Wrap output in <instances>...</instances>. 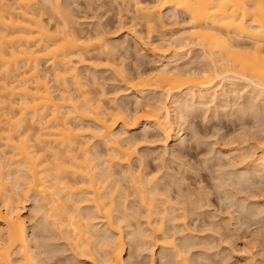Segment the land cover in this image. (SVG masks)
<instances>
[{"label": "bare ground", "instance_id": "obj_1", "mask_svg": "<svg viewBox=\"0 0 264 264\" xmlns=\"http://www.w3.org/2000/svg\"><path fill=\"white\" fill-rule=\"evenodd\" d=\"M11 1L0 0V206L5 210L4 215L0 212L3 226L0 231V264H42L32 250L26 221L16 205L21 203L19 190L38 195L41 212H46L44 218L47 217L50 225L60 230L74 245V250L86 255L88 260L94 264H98V259L103 264H128L124 260L126 247L123 240V229L127 226L122 225L126 224L129 214L126 209L118 210L116 206L117 197L114 196L121 193V188L111 185L115 174L110 165H131L136 143L132 144L128 134L140 126L155 127L158 137H165L167 143L171 139L180 141L184 136L181 126L189 112V106L180 101L183 94L193 101L200 99L214 103L226 90H241L264 100V0H134L135 12L148 33L156 30L160 23L163 25L161 15L167 9L175 12L171 14L175 20L180 16L186 22L180 37L173 35L171 39L162 40V45L152 46L150 53L153 57L159 58L173 51V59H192L193 50L197 48L203 61L208 62L202 70H182L162 63L160 70L148 74L142 73V68L138 69L136 61L135 68L137 66L140 72L137 77L132 76L134 79L125 74V67H118L125 65L124 59L121 65V57L115 60V48L104 38L103 30L97 31V27L94 33L84 36L85 33L77 32L76 26L77 31L73 28L71 5L63 7V0H42L43 4L39 0ZM175 20L173 27L181 25L178 19ZM118 23L119 31L125 28L123 21ZM137 37L136 44L146 49L148 44L145 46L142 36L141 39ZM245 39L249 42H243ZM102 58H107L106 63L109 59L119 65L116 66L115 62L113 66L110 61L102 65ZM111 63L112 72L121 69L123 81L141 98L147 90L160 92L162 98L156 103H146L134 113L129 112L127 106L112 104V107V100H108L102 88V93H96L97 98H91L95 88L91 89L93 92L87 90L92 88V83L98 90L97 77L90 75L91 85L87 86L80 69L87 67L98 71L104 66L111 69ZM43 67L53 71L52 82L56 87L51 85L50 71ZM89 74H85L86 77ZM172 106L178 113L176 119L180 126L176 135ZM84 121L93 125L86 127ZM119 124H123V129L116 132ZM94 140L105 145L108 157L93 147ZM2 149L9 151L3 155L5 151ZM257 160L260 163L253 166L254 171L264 169V149ZM131 170V174L134 172L131 178L135 184L133 187H138V193L154 195L157 192L156 176L146 177L142 170L145 180L141 170H136L137 173ZM148 201L145 197L141 199V204H147L151 232L140 235L142 240L160 234L163 238L161 245L176 251L180 264H191L177 250L173 235H165V223L172 214L174 216V208L157 212L154 199ZM82 203L90 207L86 214H82L79 206ZM116 213L119 217L115 216ZM158 215H161L160 221L156 222ZM100 222L108 227L98 229L97 223ZM17 249L20 260L14 262L12 255Z\"/></svg>", "mask_w": 264, "mask_h": 264}, {"label": "rangeland", "instance_id": "obj_2", "mask_svg": "<svg viewBox=\"0 0 264 264\" xmlns=\"http://www.w3.org/2000/svg\"><path fill=\"white\" fill-rule=\"evenodd\" d=\"M142 1L146 2L147 0ZM151 1L148 0L147 2ZM39 2H41L40 4L44 3L42 0H39ZM133 2L134 0H63L62 3L63 7L69 8L72 6L69 8L72 14L70 16L74 20L73 28L76 31L78 29L77 32H82L83 35L85 33L84 36H86L89 32L90 34H92V31L94 33L97 27H99L97 31L101 29L102 32H105L104 38L115 48V60L118 61L121 57L120 65L121 60L124 59L123 62H125V65L123 64L124 66L121 65L120 67L119 64L117 65L119 62L115 61L116 66L121 69L125 67V74H128V77L131 75L130 78L132 76L137 77L140 70L142 73H154L161 69L162 63H167L172 68L178 67L182 70H202L207 67L208 62L203 61L202 54L197 48L193 50L192 59L176 60V57L174 60L173 51H169L165 56L160 55L162 58L153 57L150 53L152 46H155V44L162 45V40L171 39L173 35L174 37H180L186 22L180 16H177L176 20L178 19L177 21L181 25L173 27L174 23L172 22H174L175 17L172 16L175 12L171 11L172 9H167L161 15L163 25L160 23L157 26V31L153 29L154 31L148 33L149 30L144 27V22L138 18L139 15L135 12L136 8ZM47 15L46 17H49ZM135 15L137 16L135 17ZM46 17H43L44 20L48 19ZM134 17L135 22L133 21ZM172 19L173 21H171ZM121 20L126 26L119 31L118 22H122ZM132 21L134 25L141 26H137L138 28L131 27L134 26ZM140 21L143 23H139ZM138 32H140L139 37H137ZM135 37L142 38L145 46L146 44L149 46L147 45L146 49H143L136 44ZM243 42L248 43L249 40L245 39ZM128 52L130 57L127 55ZM109 61L108 59V63L112 62ZM136 61L137 66H139L138 69L142 68L143 70H138L137 66L135 68ZM106 62L107 58L106 60L102 58V65L108 64ZM115 62H112L113 66ZM112 63L110 64L111 69L104 66L105 70L104 68L98 71L90 67L89 70L87 67L79 68L83 79L85 76L86 81L83 82L87 83L85 85H91L90 80H92L93 74L97 77L95 79L98 83L96 85L99 86V88L97 87L98 90H96V86L93 87V83L92 88L87 90L95 88L96 91L91 90L94 93V96L91 94V98H97L102 88L104 93H107L108 100H112V102L110 101L111 106L112 104L113 106L116 104L117 107L127 106L130 108V110L127 108L129 112L132 111L133 113L136 109H142L146 103H156L162 98L160 92H153V90H147L141 98L137 91L131 90L129 84L123 81L125 78L121 76V74L123 75V73H120L121 69L116 67L119 71L113 68L116 72H112ZM43 69L51 72L49 74L50 72L47 71L49 72V78L51 77V85L56 87V84L52 82L54 76L52 75L53 71L50 70L51 68L43 67ZM85 74H89L88 77ZM129 90L131 93H129ZM91 91L89 93H92ZM224 92L218 95L216 99L218 102L215 101L214 103H209L206 100L203 102L200 99L193 101L183 94L180 101L189 106V112L185 124L181 126L184 136L180 141L171 139L167 143L165 137L161 135L158 137L159 133L157 134L155 127L150 125L147 128L140 126L128 134L129 138L132 139V144L136 143L134 145L136 154L132 159L133 161H131V165L121 164L119 166L118 163L114 166H112L113 164L110 165L111 169L113 168L111 172L115 174L111 178V185L113 188L116 185L121 188L119 189L121 193L114 196L115 199L117 197L116 206L118 210L123 211L126 209L125 211L129 214L126 224L123 223L122 225L123 227L124 225L127 226L123 229V240L126 247L124 260L126 263L180 264L176 251L174 252L173 249L161 245L163 238L160 234L151 237V239L149 238L150 240H142V234H150L151 232L150 226H148V211L145 208L147 204H141L142 197H145L149 199L148 202L152 198L154 199L157 212L166 208H174V216L172 214L170 219L176 218V220L171 221L169 219L166 221L165 235H173L177 250L181 251L191 264H264V169L254 171L253 168V166L260 163L257 159L264 149V100L251 94L249 96L247 91L239 90L237 93L226 90ZM106 103L110 105L108 101ZM171 109L176 135L180 129L176 119L178 113L174 106ZM91 124L90 121H84L83 123L85 126ZM122 129L123 124H119L116 132ZM146 133L151 136H146ZM144 135L146 138H144ZM87 139H89V136H87ZM31 142L33 143V140ZM1 143L0 145H2ZM92 143L95 144L93 147L97 148L96 150H100H98L100 153L107 152L103 147L105 145L99 140H94ZM1 151L4 152L5 150L2 149ZM6 151L3 155L8 153ZM105 155L108 154L105 153ZM131 169L135 173L138 169L139 172L144 170L146 175L142 171L143 174L141 175L143 177L144 175L146 177L147 175L156 176L158 184L155 185L157 187H155L157 189L156 194L138 193L137 190L140 192L138 187L137 189L133 187L135 184L131 178H133L134 172L132 175L129 171ZM146 177H144L145 180ZM147 186L146 189L148 190ZM155 188L153 187V189ZM19 191L21 192L17 197L21 203L17 201L18 204L16 205L26 221L27 234L31 240L32 250L36 257L40 258L42 264H94L88 260L86 255L74 250V245L66 240L64 234L50 225L51 223L48 222L47 217L44 218L46 212L45 210V213L41 212L43 211L40 207L42 203L39 198L37 199V194ZM36 206L37 208L40 207L37 211ZM79 206L82 209V214L89 212L90 207H87L86 203ZM0 212L3 215L5 214L2 205L0 206ZM117 215L118 213L115 216ZM160 217L161 215H158L159 220L156 218V222L160 221ZM114 219L117 221L116 218ZM97 225V228L101 230L108 227V225L101 222ZM1 226L2 224H0V231L3 229V226ZM145 242H148V245ZM19 257L17 249L12 255V259L16 262L20 260ZM98 261L100 260L98 259ZM98 261V264H103Z\"/></svg>", "mask_w": 264, "mask_h": 264}]
</instances>
